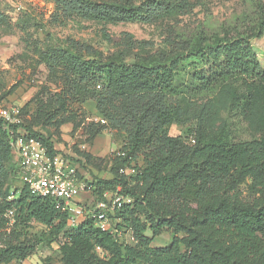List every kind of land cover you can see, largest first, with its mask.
Returning a JSON list of instances; mask_svg holds the SVG:
<instances>
[{
	"label": "trees",
	"instance_id": "16d2710c",
	"mask_svg": "<svg viewBox=\"0 0 264 264\" xmlns=\"http://www.w3.org/2000/svg\"><path fill=\"white\" fill-rule=\"evenodd\" d=\"M48 1L55 25L150 24L190 9L186 0L137 7L122 0ZM251 4L246 28L168 43L158 53H147L153 44L128 33L117 43L104 35L116 48L111 55L72 40L34 48L55 89L40 97L31 123L23 116V128L50 155L59 153L32 130L37 122L79 128L86 142L103 131L122 134L124 156L112 161L110 179L85 182L92 202L82 203L94 207L109 190L131 203L106 215L120 237L101 232L92 219L68 227V215L52 200L10 186L16 162L0 120V264L23 262L43 243L57 245L58 264H264V72L252 46L264 33V3ZM88 102L104 124L87 125L79 116ZM172 124L186 126V134L170 136ZM121 168L136 174L121 175ZM33 224L42 232L33 233ZM165 232L169 245L151 247Z\"/></svg>",
	"mask_w": 264,
	"mask_h": 264
},
{
	"label": "rangeland",
	"instance_id": "374dc122",
	"mask_svg": "<svg viewBox=\"0 0 264 264\" xmlns=\"http://www.w3.org/2000/svg\"><path fill=\"white\" fill-rule=\"evenodd\" d=\"M122 1L137 7L145 0ZM186 1L190 5L186 14L160 19L150 24H104L74 19L64 25H55L51 22L53 4L48 0H0V12L6 16L0 17V108H21L24 121L29 124L35 116L40 97L47 94L46 89L54 91V86L46 81V72L39 65L34 48H58L72 40L92 46L104 55H111L116 48L104 35L117 43L123 33H128L138 41L153 44V50L146 51L147 53H158L168 43L191 40L198 35L209 39L221 36L225 31L234 33L238 29L246 28L254 15L252 0ZM260 1L264 3V0ZM252 46L264 72V33L252 41ZM79 116L87 125L95 123L94 119L98 116L94 103L84 104ZM32 130L48 137L61 156L72 160L84 182L92 181L93 176L101 180L110 179L112 161L118 157L124 145L123 135L117 132L103 131L92 142H86L87 136L83 135L81 129L72 130L71 125L58 129L37 122L32 125ZM167 130L172 137L184 136L187 127L172 124ZM88 155L89 158H86ZM140 165L141 161L134 165L135 169ZM10 186L19 188L21 182L17 177L16 180L10 179ZM114 194L116 193L112 190L107 191L106 199L109 200ZM83 200L88 204L92 202L90 194H83L77 199L78 202H84ZM42 229L40 225H32L33 233L39 234ZM122 239L127 244L131 242L128 234H122ZM171 239V234L165 232L154 239L151 247L164 248ZM57 249L55 243H43L30 258L11 264H40L44 259L58 264L60 255Z\"/></svg>",
	"mask_w": 264,
	"mask_h": 264
},
{
	"label": "built area",
	"instance_id": "2783aa9c",
	"mask_svg": "<svg viewBox=\"0 0 264 264\" xmlns=\"http://www.w3.org/2000/svg\"><path fill=\"white\" fill-rule=\"evenodd\" d=\"M22 109L17 106L0 108V120L3 122L9 139L11 152L16 162V177L29 192L36 197L52 200L55 209L68 215V227H76L84 219H92L101 232L120 237L107 219V213L130 204L129 198L117 193L109 200L100 201L94 207L78 202L83 194H90V187L79 179L77 167L60 154L50 155L47 147L32 137L23 128ZM94 122L104 124L99 118ZM118 156H124L119 153ZM119 174L133 176L134 168H121ZM106 198V194L103 195ZM12 212H8L10 218Z\"/></svg>",
	"mask_w": 264,
	"mask_h": 264
},
{
	"label": "crops",
	"instance_id": "0c3cea01",
	"mask_svg": "<svg viewBox=\"0 0 264 264\" xmlns=\"http://www.w3.org/2000/svg\"><path fill=\"white\" fill-rule=\"evenodd\" d=\"M83 196V195H82ZM83 201H85V200H83ZM82 203V202H81Z\"/></svg>",
	"mask_w": 264,
	"mask_h": 264
}]
</instances>
